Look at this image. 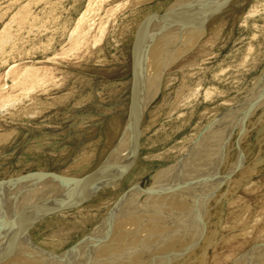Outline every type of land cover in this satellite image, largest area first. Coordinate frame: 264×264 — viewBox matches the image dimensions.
I'll list each match as a JSON object with an SVG mask.
<instances>
[{
  "label": "rangeland",
  "instance_id": "rangeland-1",
  "mask_svg": "<svg viewBox=\"0 0 264 264\" xmlns=\"http://www.w3.org/2000/svg\"><path fill=\"white\" fill-rule=\"evenodd\" d=\"M186 1L0 0L1 197L15 201L28 189L18 185L33 179L76 197L40 208L50 212L30 233L44 249L81 242L122 213L133 189L144 201L156 173L182 160L192 166L203 137L220 135L219 122L226 134L224 122L244 108L251 112L229 137L218 170L225 182L208 206L214 232L205 264H232L264 242V0H203L204 35L168 63L156 93L137 99L147 48L166 20L194 4Z\"/></svg>",
  "mask_w": 264,
  "mask_h": 264
},
{
  "label": "bare ground",
  "instance_id": "bare-ground-1",
  "mask_svg": "<svg viewBox=\"0 0 264 264\" xmlns=\"http://www.w3.org/2000/svg\"><path fill=\"white\" fill-rule=\"evenodd\" d=\"M191 2H194L195 5ZM187 3L193 5L178 19L166 20L163 23L164 26L167 25L165 27L162 25V28L156 31L159 36L157 41L147 48V50L149 49L148 53H145L147 56L143 55L146 61L142 59V62L145 63L139 65L141 63L139 61L138 65L142 68H138L140 74L138 78L141 81L136 86V93H139L138 102H142L144 97L145 100L149 99L152 96L151 90L156 93L159 86V74L168 66V63L175 61L191 49L199 40L200 35L204 33V20L208 3L203 0H187L185 4ZM21 18L23 21L24 17ZM81 19H84V16ZM150 67L156 70L152 73ZM140 76H142L141 79ZM139 109L140 104H138L137 110ZM250 112L251 109L244 108L243 112H239L236 116L226 120L224 122L227 125L226 134L222 132L221 127H218L219 122L216 127L218 133L215 132V135H220L214 138V132L210 129L212 132L208 133H213L212 137L214 138L210 137L212 138L211 141L207 137L211 135L205 134L209 141L203 137L202 145H199L197 150L196 161L192 166H188L187 160H182L181 163L178 162L172 166L173 171L171 167L168 171L160 172L158 175L156 173L154 178L156 176L157 178L154 179L155 181L153 180L152 189L149 187L151 190L149 195L146 194L147 197L144 198V201H137V197L133 196L135 192L133 189L130 191L127 201L120 206L121 214L117 211L118 216L109 220H102L81 242L62 253L46 250L35 243L30 230L37 219L50 212L46 208L40 209L42 205L57 209L75 199L74 194L72 196L63 192V196L62 192L59 193L61 188L45 185L46 182H39V180L34 179L31 184L25 182L18 185L28 189L19 191L16 200L13 195L15 201H11V198H2L0 194V203L6 205H0V264H205V252L213 243L212 235L214 232L211 229L212 218L208 206L211 200L215 198L220 186L225 182L224 177H226L224 174L223 177L218 170L227 159V142L233 129L240 124L241 127L244 126L245 118L249 116ZM223 118L221 122H223ZM222 129L224 128L222 127ZM246 131L243 129V132ZM239 137L241 138L240 135ZM238 150L240 149L238 148ZM240 156L245 157L243 153ZM237 158L239 159V156ZM242 158L240 159L243 164ZM237 161L233 167L240 166V160ZM227 177H231V175ZM104 182L105 180L98 187ZM69 185L75 187V184ZM10 187L14 188L15 186L10 185ZM86 189L84 188L83 192ZM4 192L6 191L3 190ZM7 193L9 192L7 191ZM16 193L14 194L16 195ZM54 195H56L55 199L57 198V200L50 199ZM87 195L91 196L92 193H87ZM28 200L31 201L29 204L27 203L28 206H25V202ZM257 224L256 226H258ZM258 233L262 234L263 232ZM258 237L264 241V235ZM255 245L248 252L234 257L232 264H264V242ZM201 247L203 251L197 253V249ZM191 253H196V255L191 257ZM217 261L216 258V263Z\"/></svg>",
  "mask_w": 264,
  "mask_h": 264
},
{
  "label": "water",
  "instance_id": "water-1",
  "mask_svg": "<svg viewBox=\"0 0 264 264\" xmlns=\"http://www.w3.org/2000/svg\"><path fill=\"white\" fill-rule=\"evenodd\" d=\"M139 126H140V125H139ZM136 138H137V136H136ZM135 141H136V140H135ZM108 164H109V163H108ZM108 164H107V165H108ZM107 165H106V166H107ZM105 183L107 184V181H105ZM105 183L101 184V185L97 188V190H99V189H100ZM87 199H88V198H86L85 200H87ZM85 200H84V201H85Z\"/></svg>",
  "mask_w": 264,
  "mask_h": 264
}]
</instances>
